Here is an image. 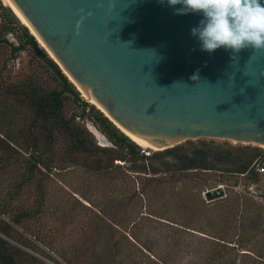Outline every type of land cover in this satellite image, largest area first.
Instances as JSON below:
<instances>
[{
	"label": "water",
	"instance_id": "water-1",
	"mask_svg": "<svg viewBox=\"0 0 264 264\" xmlns=\"http://www.w3.org/2000/svg\"><path fill=\"white\" fill-rule=\"evenodd\" d=\"M10 1L75 90L128 137L156 150L197 139L264 147V51H203L191 34L202 13L177 14L167 0Z\"/></svg>",
	"mask_w": 264,
	"mask_h": 264
},
{
	"label": "rangeland",
	"instance_id": "rangeland-1",
	"mask_svg": "<svg viewBox=\"0 0 264 264\" xmlns=\"http://www.w3.org/2000/svg\"><path fill=\"white\" fill-rule=\"evenodd\" d=\"M18 34L15 29L5 38L18 45ZM4 63L6 79L37 71L46 85L54 86L28 48L11 57L10 46L0 44V67ZM81 110L73 97L67 98L66 114ZM77 120L99 146H111L89 119ZM114 163L103 172L66 166L42 182L41 214L14 225L32 264H233L239 252H264L263 175L254 182L238 177L236 184H220L219 174L202 171L156 179L127 171L123 161ZM17 165L14 156L0 170V205L18 180ZM34 198L33 184L23 188L10 203L7 218L31 208Z\"/></svg>",
	"mask_w": 264,
	"mask_h": 264
},
{
	"label": "trees",
	"instance_id": "trees-1",
	"mask_svg": "<svg viewBox=\"0 0 264 264\" xmlns=\"http://www.w3.org/2000/svg\"><path fill=\"white\" fill-rule=\"evenodd\" d=\"M0 16V44L10 46L11 57L28 48L43 72L54 82V86L46 85L37 71L6 79L2 73L6 64L0 67V170L6 169L14 156L18 163V180L0 205V264H32L34 258L19 246L24 243L15 237L14 225L22 218L33 219L41 214L45 197L42 182L53 171L66 166L77 165L103 172L120 160L128 164L127 171L156 179L161 174L172 176L185 171L215 172L220 175V184L228 180L236 184L238 177L251 182L259 179V174L251 168L253 160L264 152L259 146L197 139L161 150L144 149L94 104L81 98L35 37L10 17L2 0ZM15 29L19 30L18 45L5 38ZM68 97L78 102L81 112L65 113ZM84 117L97 127L111 146H99L94 141L77 120ZM143 150L150 154L146 155ZM32 184L35 188L33 206L7 218L10 203L23 188ZM239 256L240 259L235 258L233 264H264L262 251L239 252Z\"/></svg>",
	"mask_w": 264,
	"mask_h": 264
},
{
	"label": "clouds",
	"instance_id": "clouds-1",
	"mask_svg": "<svg viewBox=\"0 0 264 264\" xmlns=\"http://www.w3.org/2000/svg\"><path fill=\"white\" fill-rule=\"evenodd\" d=\"M167 3L181 5L176 9L177 14L202 13L203 19L191 29V34L198 37L203 51L230 49L233 60L243 49L264 51V3L261 0H167ZM190 79H199L198 70Z\"/></svg>",
	"mask_w": 264,
	"mask_h": 264
},
{
	"label": "bare ground",
	"instance_id": "bare-ground-1",
	"mask_svg": "<svg viewBox=\"0 0 264 264\" xmlns=\"http://www.w3.org/2000/svg\"><path fill=\"white\" fill-rule=\"evenodd\" d=\"M5 1H6L7 5L10 6V7L12 8V10H13V11L15 12V14L18 16V18H20L22 24L24 23V24L29 28L30 32L33 33V31H32V29H31V27L29 26L28 22L25 20V18H24L23 15L20 13V11L14 6V4H13L10 0H5ZM80 91H81V90H80ZM81 94H82V96H83L84 98H86V99H88L89 101L93 102L85 92L81 91ZM129 136H130L135 142H137L139 145H141L142 147H151L152 149H153V148H156V147L152 146L151 144H149V143L143 141L142 139H140V138H138V137H136V136H134V135H131V134H130Z\"/></svg>",
	"mask_w": 264,
	"mask_h": 264
},
{
	"label": "built area",
	"instance_id": "built-area-1",
	"mask_svg": "<svg viewBox=\"0 0 264 264\" xmlns=\"http://www.w3.org/2000/svg\"><path fill=\"white\" fill-rule=\"evenodd\" d=\"M261 148H263V150H264V147H261ZM144 149H145V148H144ZM143 151H144V153H145L146 155H149V154H150V152L147 151V150H143ZM251 168H252L253 171H255L257 174H259V175H263V176H264V152H263L261 155L257 156V157L253 160V162H252V164H251Z\"/></svg>",
	"mask_w": 264,
	"mask_h": 264
}]
</instances>
